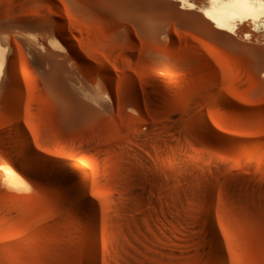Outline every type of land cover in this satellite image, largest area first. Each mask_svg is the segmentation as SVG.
I'll use <instances>...</instances> for the list:
<instances>
[{
	"label": "rangeland",
	"instance_id": "1",
	"mask_svg": "<svg viewBox=\"0 0 264 264\" xmlns=\"http://www.w3.org/2000/svg\"><path fill=\"white\" fill-rule=\"evenodd\" d=\"M197 1L0 0L16 80L0 90V264H87L89 225L95 264H219L204 242L211 199L225 264H264V13L228 28ZM54 28L73 49L50 44L67 46ZM65 177L93 211L69 204Z\"/></svg>",
	"mask_w": 264,
	"mask_h": 264
},
{
	"label": "bare ground",
	"instance_id": "2",
	"mask_svg": "<svg viewBox=\"0 0 264 264\" xmlns=\"http://www.w3.org/2000/svg\"><path fill=\"white\" fill-rule=\"evenodd\" d=\"M194 1L196 2L197 0H194ZM193 4H194V2H193ZM195 5H197L198 11L202 12L201 17H202L203 21L210 22V23H211V21L212 22L214 21V22H216V24L218 23L219 25L226 26L228 28L238 26L239 22L237 19L244 17L245 14H247L249 17H252L257 13H261V14L264 13V5L263 4H260L257 7V6L252 5L249 2V0H241V2H234V0H233L230 3H223V4H209L207 1L203 2V0L202 1L198 0L197 4H195ZM239 20H241V19H239ZM245 26H247V25H245ZM54 30L66 42L67 46H65L61 42V39L59 40L55 36L50 39V44L52 46L56 47V49L58 48V49L64 50L67 47L73 49L72 43L70 41V36L63 29L59 30V29L54 28ZM10 63H12V62H10V59H9V47L7 45H4L2 42H0V90L3 87V84H4L5 79L7 77H9L12 82L16 83L15 75L13 73V70L11 69ZM89 65L91 67H96L93 64H89ZM12 66H13V64H12ZM105 73L109 79H113V75L109 71H105ZM0 94H1V92H0ZM105 95L108 98H115V96H116L114 93H112L108 90L106 91ZM1 98L3 99V97H1ZM133 102L135 104H138V101L136 98L133 100ZM15 121L17 123L20 122L17 117L15 118ZM197 122H198L199 128L201 129V131H203V133H205L206 135H208L209 137H212V138H219V136H218L219 134H217L214 131V129L212 128L210 123L205 118L199 117L197 119ZM20 137H21L22 142L24 144V149L28 152V154L25 155V160H24L25 169H27L28 171H30L36 175L37 174L39 175L40 174V166H41V164H43V161L40 160L41 157L39 158L38 156L31 154L32 148H31V142L29 141V138L21 132H20ZM20 153H22V152H20ZM13 159L14 160L9 164V166H7L5 168L6 173H7L6 174V180L10 184H14V185L18 184L19 185L20 183H22V179L24 176L20 173L21 171H19V169H21V167L18 166L19 161L17 160V158H13ZM72 168L75 171H77L76 167L73 166ZM75 175H77V177H80V180L83 181L84 178H82L81 174H79L78 172H75ZM61 180L64 182V184L62 185L63 188H65L68 191L67 194L69 196V204L71 206H73V205L83 206L84 205V206H87L88 208H90L91 211L94 210V202L91 201V198H90L89 194L87 193V191L85 190V186L83 183L75 181L71 185H69V183L66 184L67 181L72 180V179L70 180L68 177L61 178ZM71 189H76V191H78L80 198L83 200L82 203H80L82 200L79 201L80 199L76 197L77 194H75V192ZM214 208H215V204H214V201L211 199V200H209L207 207L204 210V230H205V235L207 238V239H204V242L206 240L207 250L212 256L217 257V262L219 264H225V259L223 258V249H222L221 242H220V239H219L218 234H217V228L215 226V220H214V216H213ZM78 211H80V210H78ZM94 229L95 228L91 227L90 225L87 227V230L85 232L87 246L85 248L81 247L87 253L88 258H90V260H89L90 262H88L87 264H95V262L97 261V253H96L97 242L95 239L96 233H95Z\"/></svg>",
	"mask_w": 264,
	"mask_h": 264
},
{
	"label": "snow or ice",
	"instance_id": "3",
	"mask_svg": "<svg viewBox=\"0 0 264 264\" xmlns=\"http://www.w3.org/2000/svg\"><path fill=\"white\" fill-rule=\"evenodd\" d=\"M234 2H241V0H234ZM261 3H264V0H260Z\"/></svg>",
	"mask_w": 264,
	"mask_h": 264
}]
</instances>
